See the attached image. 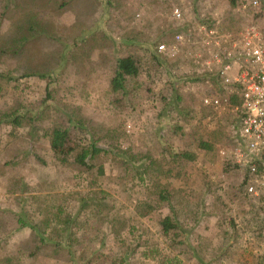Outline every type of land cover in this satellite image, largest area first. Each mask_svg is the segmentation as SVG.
<instances>
[{
  "label": "rangeland",
  "instance_id": "1",
  "mask_svg": "<svg viewBox=\"0 0 264 264\" xmlns=\"http://www.w3.org/2000/svg\"><path fill=\"white\" fill-rule=\"evenodd\" d=\"M99 1L71 0L81 12L77 22L76 12L51 8L47 20L53 40L41 35L16 56L7 51L19 30L16 19L0 20V74L13 79H0V112L28 117L29 111L48 106L40 126L62 116L84 120L98 145L113 153L96 161L104 170L98 176L95 170L59 165L41 139L34 147L45 161L42 166L27 156L34 141L27 121L14 137L10 126H1L0 259L15 257L20 264H264V190L256 196L245 193L241 172L220 156L232 142L235 117L226 107L216 113L204 108V98L224 93L210 78L193 76L209 70L202 65L214 49L209 32L237 33L248 14L238 3L231 7V0H125L105 17ZM174 8L179 20L171 15ZM161 44L165 52H158ZM127 55L138 60L140 72L124 97L112 94L109 83L114 57ZM178 126L183 131H176ZM200 139L213 146L209 153L196 149ZM170 148L190 150L196 157L177 165L170 161ZM15 156L21 159L5 165ZM160 189L172 195L186 235H161L159 220L167 213L157 203ZM144 203L157 208L141 217ZM57 209L76 218L75 252L60 256L49 248L28 256L33 241L28 230L15 231L17 215L34 225Z\"/></svg>",
  "mask_w": 264,
  "mask_h": 264
},
{
  "label": "trees",
  "instance_id": "2",
  "mask_svg": "<svg viewBox=\"0 0 264 264\" xmlns=\"http://www.w3.org/2000/svg\"><path fill=\"white\" fill-rule=\"evenodd\" d=\"M124 2L125 0H100L98 2V9L99 11L102 10L105 17H110L112 13L119 10L123 6ZM237 2L238 0H231L230 6L235 8ZM71 4V0H64L60 2L57 0H0V20L4 17L8 18V16L13 17L16 19L14 22L17 24L16 29L19 28V30H17V37L10 40L7 51L11 55L16 56L23 51V48L27 46V44L35 42L36 39L41 37V35L53 40L52 38H49L50 36L48 32L50 29L48 20L52 15L51 8H54L57 12H61L66 9L76 12L74 15L77 22L81 12L75 8V3L73 6H71ZM20 33H23V36H20ZM81 43L84 44L85 42ZM75 47L78 48L82 46L75 43ZM156 54L157 52L155 47L153 57L158 59ZM114 58L115 67L113 70V77L109 83V91L112 94H120V96L125 97L127 95V88L129 87V84L139 75V62L132 55L123 57L115 56ZM23 76H26V74H23ZM193 76L196 77V80H199V78H210L214 82L213 85H215L220 91L219 94H225L229 91L227 87L222 85L217 71L214 68L204 70L202 73ZM38 77L45 79L49 78V75H40ZM4 78L11 81L13 80L8 74H0V79ZM175 97L177 101H180L179 95H175ZM229 103L231 107L238 104L235 94L229 96ZM43 104L45 105L46 102L44 101ZM47 109L48 106L45 107L44 110L39 108L38 111H29L28 117H26V114H19L18 111L0 112V129L3 125L10 126L11 131L9 132V136L14 137L15 131L22 126L24 121H27L29 130L33 135L32 139L34 140L32 144L33 147H31L32 150L27 156H31V158L39 163V165L44 166L45 161L41 158V156H39L36 146L34 147V143L40 141L41 139H45L48 143V149L52 158L59 165L67 168H74L80 172L87 173L95 170L96 175L103 176V167L102 165L97 164L96 161L102 156H112L113 153L110 150L98 145V139H96L95 135L90 132V128L84 120L62 116L59 119L60 122L56 121L48 126H40V123L46 116L45 112ZM229 110L231 111L230 108ZM179 115L181 117L183 116L182 121H186L188 119L182 112L179 113ZM233 116L235 118L232 120L230 137L232 136L233 130L237 127L236 113H233ZM187 123L189 122L184 124ZM182 127L183 126H178L176 131H183ZM193 135L195 134H191V136ZM230 145H232L231 142ZM212 147L213 146L208 144L204 139L196 141V149L201 150L204 153H209L212 150ZM165 150L166 148H163V151ZM169 152L172 154H170V161H173V163L177 165L179 164V161L190 162L196 157L194 152L187 149L179 151L174 148H170ZM18 159L21 158L15 156L5 162V165H13L14 162L18 161ZM149 169H145L143 172L146 173ZM167 172H170V170ZM240 185V187L245 189V183L242 176ZM244 191L246 193V190ZM157 197L158 205L167 213L159 220L161 235L163 237H168L172 233H185L186 235V231L184 230L185 224H183L179 220V216H177V212L172 203V195L166 189H160ZM141 206L144 210V212L139 215L141 217L149 215L157 208V206L154 207L145 203L141 204ZM15 220L17 226L15 231L28 230L30 233L31 241H33L28 253V256L30 257H33L36 253L49 248L55 255L68 256L75 252L74 245L77 243L79 244V239H77L75 231L76 218L73 216L71 217L64 210L57 209L55 212L48 213L45 218H43L38 224L34 225L29 224L20 214L17 215ZM0 264L20 263L15 257H4L0 259ZM163 264L178 263L168 260Z\"/></svg>",
  "mask_w": 264,
  "mask_h": 264
},
{
  "label": "built area",
  "instance_id": "3",
  "mask_svg": "<svg viewBox=\"0 0 264 264\" xmlns=\"http://www.w3.org/2000/svg\"><path fill=\"white\" fill-rule=\"evenodd\" d=\"M237 3L248 14V22L234 34L209 32L214 49L210 58L202 62L217 71L229 91L220 97L204 98L202 106L214 113L225 107L236 113L237 127L230 137L232 145L219 154L241 172L246 193L256 196L264 190V0ZM171 15L174 20L181 18L177 8ZM175 39L181 40L179 36ZM165 51L164 45L158 46V52ZM234 94L238 104L231 107L229 96Z\"/></svg>",
  "mask_w": 264,
  "mask_h": 264
}]
</instances>
